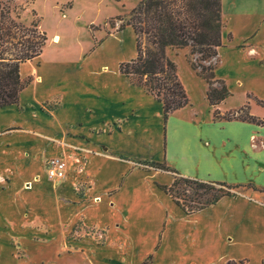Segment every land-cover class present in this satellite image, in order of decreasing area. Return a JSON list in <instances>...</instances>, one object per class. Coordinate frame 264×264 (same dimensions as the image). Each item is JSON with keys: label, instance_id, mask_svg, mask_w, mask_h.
Returning a JSON list of instances; mask_svg holds the SVG:
<instances>
[{"label": "crops", "instance_id": "0c3cea01", "mask_svg": "<svg viewBox=\"0 0 264 264\" xmlns=\"http://www.w3.org/2000/svg\"><path fill=\"white\" fill-rule=\"evenodd\" d=\"M220 14L224 27L214 76L231 94L216 106L225 113L245 105L248 96L264 101V0H220ZM123 30L109 29L78 61L58 55L49 59L43 52L21 64L20 75L30 83L18 104L0 108V264H25L14 255L15 244L30 263L54 261L56 241L70 242L67 236L81 217L85 227L113 231L124 224L128 234L114 230L109 240L132 239L128 235L134 227L123 219L125 213L135 215L130 185L140 179L164 185L171 178L156 168L136 170L133 159L163 164L201 182L236 186L254 185V178L264 181V144L254 141L257 134L264 138V127L214 121L197 112L190 121H173L170 114L164 122L162 104L131 85L119 63L108 69L94 61L110 49L119 53ZM135 57L136 51L122 61ZM249 107L251 115L264 117V107ZM173 157L181 166L170 162ZM51 159L64 160V180L48 178L45 163ZM28 182L31 186L24 189ZM261 185H254L259 192L264 191ZM148 196L153 206L142 214L154 222L149 236L159 245L154 264L169 244L176 256L169 264H264V198L224 196L186 214L158 189ZM97 211L98 218L93 216ZM73 242L103 253L92 239ZM58 264L78 261L65 256Z\"/></svg>", "mask_w": 264, "mask_h": 264}, {"label": "rangeland", "instance_id": "374dc122", "mask_svg": "<svg viewBox=\"0 0 264 264\" xmlns=\"http://www.w3.org/2000/svg\"><path fill=\"white\" fill-rule=\"evenodd\" d=\"M139 1L140 0H0L4 7L3 11H8L12 18L18 19V21L22 22L25 26L37 24L38 29L45 33L47 40L42 51V53L44 52V56L49 59H56L58 55L59 59L66 61H78L85 58L90 49L96 45L95 40L100 41L102 37L105 38L107 36V31L109 29L117 31L121 24L128 21L130 12L138 6ZM209 1L213 2V0ZM206 12H208L207 14L210 17L211 24L218 26L216 30L219 31L221 35L224 27L221 14L220 18L217 17L215 7H212L208 11L205 10V13ZM54 36L58 37L57 42L52 41ZM118 45L119 53L116 49H110L100 54V57H97L98 59L94 61L98 64L105 63L108 69H112L117 63L121 64L125 62L122 61L123 59L135 55V37L129 27H125L120 34ZM217 50L218 47L191 42L189 46L185 48L167 49V57L176 65L178 78L189 99L188 106L172 113L171 116L173 121L193 120L197 118L195 115L196 112L197 114L205 116L210 115L212 120L217 121L214 119V109L209 106L206 100L208 84L205 79L197 75V72L200 71L203 72V76L212 74L218 61ZM57 52H59V54ZM223 85L221 81L218 82L212 79L211 88L214 90L220 91ZM248 102L249 104H256V100L252 96L248 97ZM235 103L233 104L234 108L238 106L237 103ZM249 112L252 114L251 111ZM220 114L224 113L220 112ZM260 119L264 120V117ZM15 131L16 129H12L8 131V133L10 134ZM254 141L256 146H262V144H264V138L260 134L255 136ZM51 160L45 163L46 171L51 167ZM60 162L65 164L64 160L60 159ZM132 162L136 170H156L145 160L133 159ZM170 162L174 165H179L176 157H173ZM158 170L160 171L161 169ZM161 172H163V170H161ZM164 173L171 177L170 182L164 185L170 186L177 175L169 171H164ZM65 178L66 175H64L62 179L51 180L57 181L64 180ZM34 180H38L37 176L34 177ZM252 181L256 187H261V184L264 182L255 178L252 179ZM257 183H260V185ZM28 184L29 185L24 183L23 188L26 189L31 186L30 182H28ZM156 189L165 194L164 191L161 190L160 184L154 181L152 184L151 181H143V179H140L130 185V190L134 192V195L133 198L130 197L129 201L135 205V215H133V212L123 214L124 221H131L130 226L132 228L134 227L131 229V234L128 235L132 238L129 241L127 239H123L122 241L116 239L109 240L108 237L110 232L111 235L114 234V230L117 232L121 230V233H126L127 235L128 231L124 228V224H122L121 228L113 227V231H110L111 228L106 226L91 225L85 227L81 217L74 223L72 233L67 236L70 242L65 243L63 241H56L58 245L54 248L57 249V257L54 261L50 262L47 258H44L40 263H30V261H27L29 255L16 244L14 247V255L19 260L24 261L25 264H58L60 259L65 256L74 257V259L78 261V264H154V252L156 248L159 247L157 243L154 244V241L151 242V237H149L154 234V222L146 221L147 219L142 213L147 208L153 206L148 194L150 190L154 192ZM75 190H80V187L77 185ZM127 190L129 191V189ZM229 192L233 195H255V197L264 198V191H254L251 188H235L231 189ZM200 193L205 194L200 196ZM211 193L212 190L204 191L199 189L196 191L194 185L180 184L170 192V195L165 194V196L170 202L177 197L184 208H187L188 205H196L198 202H204V199L209 198ZM100 215V212L97 211L93 216L98 218ZM165 217H168L167 213ZM76 232L82 234L78 236L75 234ZM145 232L148 233L144 234L145 238H143V233ZM162 234L163 232L161 230L158 235L159 241ZM172 235L175 236L176 232H172ZM84 238L92 239L96 246L103 247V253L100 254L95 252V250H93L94 247L91 248V246L88 245L77 246L78 244L73 242H79ZM152 244H154V246H152ZM132 249L134 254L138 255H136L137 257H135L134 254L132 255ZM159 254L155 264H169V262L176 257L173 246L170 244L167 249L159 250ZM165 255L169 258H166ZM84 256L86 257L84 258ZM99 259L104 260L99 261Z\"/></svg>", "mask_w": 264, "mask_h": 264}, {"label": "trees", "instance_id": "16d2710c", "mask_svg": "<svg viewBox=\"0 0 264 264\" xmlns=\"http://www.w3.org/2000/svg\"><path fill=\"white\" fill-rule=\"evenodd\" d=\"M212 7H215L217 17L220 18V0H140L138 6L130 12L128 21L118 29L131 27L136 42V57L121 63L119 72L128 78L131 85L141 88L162 104L164 122L170 114L189 105L186 91L177 75L176 65L167 57V49L185 48L190 42L220 47L221 35L216 30L218 26L212 25L208 12L205 13V10ZM3 10L0 2V108L18 104L20 92L30 83V78L21 77L20 66L37 58L47 40L37 24L25 26L18 19L12 18L8 11ZM202 73L197 72V75L208 84L206 100L214 109L215 120L241 121L264 127L263 119L250 114L248 102L238 109L220 114L216 106L231 94L225 85L220 91L211 88L212 79L220 82L215 78L214 70L206 76ZM256 103L264 107V101ZM150 165L177 175L170 186L160 185L167 195L180 184L194 185L196 191L212 190L210 197L204 199V202L188 205L187 208L175 197L174 204L186 214L214 204L224 196H235L229 192L231 189L243 187L261 191L252 184L230 186L218 182H201L182 177L163 164ZM203 194L205 193H200V196ZM225 264L237 263L228 261Z\"/></svg>", "mask_w": 264, "mask_h": 264}, {"label": "built area", "instance_id": "2783aa9c", "mask_svg": "<svg viewBox=\"0 0 264 264\" xmlns=\"http://www.w3.org/2000/svg\"><path fill=\"white\" fill-rule=\"evenodd\" d=\"M65 164L58 159L51 160V167L47 170L50 179H62L65 175Z\"/></svg>", "mask_w": 264, "mask_h": 264}, {"label": "bare ground", "instance_id": "6f19581e", "mask_svg": "<svg viewBox=\"0 0 264 264\" xmlns=\"http://www.w3.org/2000/svg\"><path fill=\"white\" fill-rule=\"evenodd\" d=\"M58 41V39H54V42H57Z\"/></svg>", "mask_w": 264, "mask_h": 264}]
</instances>
